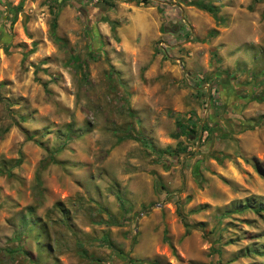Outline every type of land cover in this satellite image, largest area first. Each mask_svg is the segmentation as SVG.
<instances>
[{"label": "rangeland", "instance_id": "obj_1", "mask_svg": "<svg viewBox=\"0 0 264 264\" xmlns=\"http://www.w3.org/2000/svg\"><path fill=\"white\" fill-rule=\"evenodd\" d=\"M197 1L0 0V264H264V0Z\"/></svg>", "mask_w": 264, "mask_h": 264}, {"label": "trees", "instance_id": "obj_2", "mask_svg": "<svg viewBox=\"0 0 264 264\" xmlns=\"http://www.w3.org/2000/svg\"><path fill=\"white\" fill-rule=\"evenodd\" d=\"M178 1L181 2L182 4H185V5H192V6H196V7L200 8V9L211 10L212 12L210 11V13H212V15H214V10L213 9L206 8V7H203L201 5L200 6L197 5V2H198L197 0H178ZM85 22H86V24H91L92 22H94L93 18H92V14L85 18ZM52 26H54V23H53ZM90 37H92L91 33H90ZM212 57H214L213 54H212ZM255 100L260 101V100H262V97L261 96L256 97ZM176 125H177V128L179 130V134L180 135L186 136L188 139L193 136L192 129L190 130L189 128H186V127L182 126L180 123H176ZM154 153H155V155L157 157H162L164 155V153L162 151H158V152H154ZM191 175L193 176L195 181H200L201 180V175H200V171H199V167H198V162H195V164L192 166ZM155 187H156V185H155ZM242 206H243V208L249 207L248 203H245ZM254 211L256 213L264 212V206H259L258 208L254 209ZM104 243H105V245H107V246H109L111 248L107 238H104ZM131 264H133V263H131ZM153 264H156V263H153Z\"/></svg>", "mask_w": 264, "mask_h": 264}]
</instances>
